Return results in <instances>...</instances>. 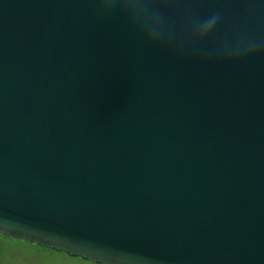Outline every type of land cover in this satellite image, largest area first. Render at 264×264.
<instances>
[{
  "label": "water",
  "instance_id": "obj_1",
  "mask_svg": "<svg viewBox=\"0 0 264 264\" xmlns=\"http://www.w3.org/2000/svg\"><path fill=\"white\" fill-rule=\"evenodd\" d=\"M0 234L264 264V0H0Z\"/></svg>",
  "mask_w": 264,
  "mask_h": 264
},
{
  "label": "rangeland",
  "instance_id": "obj_2",
  "mask_svg": "<svg viewBox=\"0 0 264 264\" xmlns=\"http://www.w3.org/2000/svg\"><path fill=\"white\" fill-rule=\"evenodd\" d=\"M0 264H101L0 234Z\"/></svg>",
  "mask_w": 264,
  "mask_h": 264
}]
</instances>
